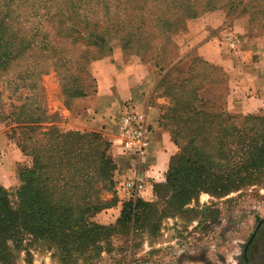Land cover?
<instances>
[{"label":"rangeland","instance_id":"rangeland-1","mask_svg":"<svg viewBox=\"0 0 264 264\" xmlns=\"http://www.w3.org/2000/svg\"><path fill=\"white\" fill-rule=\"evenodd\" d=\"M240 13L251 15L255 29L264 27V0H0V37H11L5 53L13 60L0 68L2 188L8 193L17 189L18 169L30 167L34 150L50 143L56 133L102 140L113 164V185L98 195L104 202H113L87 217L90 226L101 228L98 242L72 264H240L257 220H264V187L184 199L162 186L164 169L151 186L143 185L141 195L133 196L125 187L135 179L131 157L116 144L117 135L101 132V122L94 117L86 122L88 126L74 120L81 115L83 100L111 89L110 81L119 80L126 65L137 66L132 71L140 76L146 73L150 89L178 60ZM188 86H166L163 100L152 103L159 110L161 135L175 149L167 164L178 153L173 141L180 128L173 113L180 105L175 104L183 89L190 90ZM131 111L139 112L134 104L122 106L112 117L116 126L122 114ZM43 116V123L32 133L12 123ZM146 119L150 122V108ZM73 121L78 129L67 128ZM28 133L36 142L25 143V157L17 139ZM136 201L142 203L140 211L120 225L124 205ZM263 255L264 225L249 259L256 262ZM13 264H69V259H54L40 247L31 249L29 256L15 255Z\"/></svg>","mask_w":264,"mask_h":264},{"label":"trees","instance_id":"trees-1","mask_svg":"<svg viewBox=\"0 0 264 264\" xmlns=\"http://www.w3.org/2000/svg\"><path fill=\"white\" fill-rule=\"evenodd\" d=\"M9 39L0 37L2 69L13 61L5 53V47L12 45ZM19 46L25 49L24 44ZM158 67L153 68L161 73ZM19 81L24 82V78ZM200 82L192 79L178 83L189 85L190 90L183 89L175 104L180 105L173 113L180 128L173 141L178 153L167 164L162 186L184 199L201 193L225 196L264 187V112L235 116L199 111L195 105ZM187 96L189 101L184 99ZM19 120L12 123L24 125L32 133L44 116L26 123ZM50 140L31 154L30 167L18 169L19 185L13 193L0 185V264H13L15 255L29 256L31 249L40 247H45L54 259L68 257L72 264L89 248L94 250L98 242L101 228L90 226L87 217L113 202H104L98 196L113 185L114 168L106 155V145L94 136L91 140V135L76 133H56ZM17 141L25 157V143L36 142L30 133ZM141 207L138 201L124 205L119 224L130 215L136 216ZM257 224L255 235L244 248L242 264H250L248 252L264 220H257Z\"/></svg>","mask_w":264,"mask_h":264},{"label":"crops","instance_id":"crops-1","mask_svg":"<svg viewBox=\"0 0 264 264\" xmlns=\"http://www.w3.org/2000/svg\"><path fill=\"white\" fill-rule=\"evenodd\" d=\"M135 68V65H126L120 79L110 81L111 89L108 86L109 90L99 91L83 100L81 115L74 120L86 123L90 117H94L101 122V132L116 137L119 125L116 121V126L112 117L118 116L122 106L134 104L139 112L145 114V118L150 108V122L146 119L149 127L148 146L139 170L146 175L142 178V188L145 183L151 186L152 179L160 177L166 170L167 159L175 150L172 143L161 135L158 127L159 110L152 104L158 105L163 100L165 86L199 79L202 84L197 91L195 106L202 112L245 116L264 111V27L255 29L250 14L240 13L215 36L204 39L176 62L163 75L161 82L151 85L150 89L146 87V73L140 76L132 71ZM155 99L156 104L153 102ZM77 123L73 121L67 128L78 129ZM144 195L149 198L148 190H145Z\"/></svg>","mask_w":264,"mask_h":264},{"label":"built area","instance_id":"built-area-1","mask_svg":"<svg viewBox=\"0 0 264 264\" xmlns=\"http://www.w3.org/2000/svg\"><path fill=\"white\" fill-rule=\"evenodd\" d=\"M118 125L116 144L128 157H131V167L135 173L134 181L126 183L125 187L133 193V196H137L142 190L144 175L139 170L140 161L143 159L148 146L149 127L146 124L145 114L137 111L124 112L119 118Z\"/></svg>","mask_w":264,"mask_h":264},{"label":"flooded vegetation","instance_id":"flooded-vegetation-1","mask_svg":"<svg viewBox=\"0 0 264 264\" xmlns=\"http://www.w3.org/2000/svg\"><path fill=\"white\" fill-rule=\"evenodd\" d=\"M256 225H257V224H256ZM256 231H257V230H256ZM256 231H255V232L253 231L254 234L252 233L250 239L255 235ZM250 239H249V240H250ZM249 240H248V242H249ZM248 242H247V244H248ZM247 244H246V245H247ZM246 245H245V246H246ZM245 246H244V248H245ZM251 246H252V245H251ZM244 248H243V250H242V254H243V251L245 250ZM250 248H251V247H250ZM249 252H250V250H249ZM249 252H248V257H249ZM263 260H264V255H263V256H259V258H258L257 261H256L257 263H256L255 261H254V262H251V261H250V264H260ZM240 264H242L241 261H240Z\"/></svg>","mask_w":264,"mask_h":264},{"label":"water","instance_id":"water-1","mask_svg":"<svg viewBox=\"0 0 264 264\" xmlns=\"http://www.w3.org/2000/svg\"><path fill=\"white\" fill-rule=\"evenodd\" d=\"M258 226H259V224L256 225V227H255V229H254V232L256 231V229H257ZM254 232H253V234H254Z\"/></svg>","mask_w":264,"mask_h":264}]
</instances>
